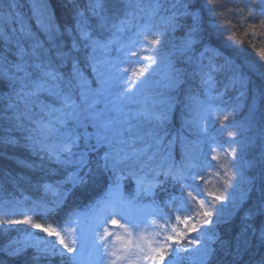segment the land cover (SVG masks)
<instances>
[{
    "label": "snow or ice",
    "instance_id": "obj_1",
    "mask_svg": "<svg viewBox=\"0 0 264 264\" xmlns=\"http://www.w3.org/2000/svg\"><path fill=\"white\" fill-rule=\"evenodd\" d=\"M72 7V23L66 27L53 28L50 21L46 24L37 16L38 24L49 36L48 47L38 41L22 43V40L31 39V33L21 26L18 29L21 39L15 41V55L11 59L7 52L0 56V123L6 125L0 132V148L25 147L38 158L17 161V166L22 169L44 171L45 161L55 163L63 169L54 185L44 180L39 182L45 192L53 191L56 196L47 212H55L56 205L68 195V185L72 190L86 188L93 181L94 173L106 174V181L110 182L102 205L108 210L110 219L101 220L93 229L99 242L96 247L105 249L100 254L99 264H105L106 255H115L114 252L107 251V238L113 236V233L105 225L110 223L131 235L130 229H139L142 221L138 216H130L126 209L140 195H147L153 187L162 185L157 179L160 175H163L165 181H174V194L165 202L164 207L173 204L176 213H191V201H194L199 205L200 211L195 217L190 214L176 215L175 219L182 224V230L172 229L171 234L165 236L163 241L157 242V247L149 244L148 251L139 247L138 252H132L134 259H129V264H137L139 260L167 264V259L178 253L177 245L197 231L201 233V238L192 239L190 243L196 246L194 251L200 253L199 264H207L216 252L209 242H223L214 235L205 237L203 226L198 229L196 224L198 217L204 218L206 225L214 223L209 219L213 217V212L207 209L204 199H198L204 195L198 181L203 179L202 169L205 166L200 159L199 142L190 143L186 147V162L179 169L166 166V157L163 155L165 137L161 133L167 113L157 111L154 104L149 106L145 89L151 75L150 65L133 70L122 68L121 65L129 63L128 56L137 57L134 63H142L139 53L134 50L141 44L156 46L152 49L154 55L143 57L144 60L151 61V64H156L160 51L168 43L169 33L182 37L178 44L173 45L170 55L185 56L206 47L214 41L215 33L223 35L219 23H216L214 29L206 27V16L219 21L246 13L245 19H259V25L252 24L251 27L259 28L261 35H264V0H180L172 3L170 9L165 7L162 0H154L147 8L142 0H127L126 3L122 0H87L83 6L74 2ZM16 8L14 0L6 6L5 24L14 20ZM33 8H39L40 15H46L48 5L34 3ZM137 11L146 12L147 22L139 25L133 23L137 18ZM161 12L168 14L161 15ZM156 16L160 17L162 28L161 24L153 22ZM132 29H135L133 38L117 49L122 56L112 58L110 53L112 45L116 43V34ZM15 31V28L0 31V41L5 45L10 44L12 32ZM105 32L110 33L111 37L106 38L103 35ZM66 36L67 40L64 39ZM228 43L237 53L241 51L231 41ZM252 47L255 48V45ZM243 51L253 60L247 71H252L254 64L264 68V48L259 49V58L246 48ZM82 53L83 62L96 74L97 79L93 82L97 85L95 88L90 87L84 78ZM100 54L104 56L103 59ZM224 68H228L231 73L233 87L244 80L245 72L231 61L226 60L221 66V69ZM217 70L212 65L206 66V69L202 66V81L211 85L212 73ZM129 71L131 77L136 78L135 81L129 79ZM44 95L51 97L52 102L42 103L41 96ZM222 96L223 93H219L216 99ZM234 112L235 107L225 114L224 109L208 104L201 109L194 124L200 128V123H203L200 131L207 133V123L214 113L216 119L229 121ZM227 127V124L221 125L222 130ZM228 136L234 141L236 132L230 131ZM229 155L235 157L236 149L231 148ZM157 156H160L159 163H155ZM145 169L154 173L151 181H146ZM23 178L25 177L0 172V187L6 188L8 183ZM27 179L31 180L33 176L29 173ZM125 179L136 184L131 197L122 191V181ZM213 198L218 201L222 199L221 196ZM246 199H250L248 193L241 189L238 198L232 201L233 210L240 211V205ZM10 214L11 210L5 212L4 216ZM220 215L221 210L218 208L216 218L219 219ZM4 216H0V225H31L32 229L55 238L44 240L28 231L5 245L4 251L7 254L16 256L27 249H34V264L57 255L63 259L66 254L68 261L73 260L71 254L76 252V240H72L71 244L66 242L60 231L51 225L45 227L34 223L29 216H25L23 220L5 219ZM117 216H121L125 222L121 223ZM243 220L244 241L234 255L238 256L240 249L247 253V233H251L253 240L261 248V255L255 264H264V189L255 204L245 206ZM257 220H260L259 224L256 223ZM57 243L61 247L58 248ZM111 264H116V261H111ZM231 264H238V261L234 258Z\"/></svg>",
    "mask_w": 264,
    "mask_h": 264
},
{
    "label": "trees",
    "instance_id": "obj_2",
    "mask_svg": "<svg viewBox=\"0 0 264 264\" xmlns=\"http://www.w3.org/2000/svg\"><path fill=\"white\" fill-rule=\"evenodd\" d=\"M11 2L13 0H0V31L6 28L8 30L17 29L12 32L10 44L5 45L0 41V56L7 52L10 59L15 55V41L21 39V34L18 31L21 26L31 33V39L22 40V43L38 41L48 47L49 36L41 29L37 22V16L39 15L46 24L50 21L53 28L66 27L72 23L73 3L78 2L83 6L87 0H14L17 5L15 18L5 24L4 12L6 6ZM122 2L126 3L127 0H122ZM162 2L165 3L166 8L170 9L172 3H178L180 0H162ZM34 3L38 5L46 3L48 5L47 14L40 15L39 8L34 10ZM152 3L154 0H142L145 8ZM167 14L161 12V15ZM245 16L246 13L244 15L237 14L235 17L229 16L219 21H214L212 17L206 16V27L214 29L216 23H219L223 35L220 32L215 33L214 41L211 44L201 47L198 51L194 50L188 55H170L173 45L178 44L182 37L176 33H169L168 43L160 51L156 64H151V61L143 59V57L154 55L152 49L156 46L141 44L134 50L139 53L142 63H134L137 57L128 56L129 63L121 65L122 68L127 67L130 70L150 65L151 75L145 89L149 106L154 104L157 111L162 110L167 113V120L161 133L165 137L163 155L166 157V166L171 165L179 169L186 162V147L190 143L199 142L200 159L205 165L202 169L203 179L198 181L201 191L205 196L211 194L222 197L219 201L213 200L215 208L213 217L210 219L214 223L211 225L210 233L223 243L216 240L209 242L216 252L207 264H231L234 258L238 264H255L261 255L260 245L253 240L251 233H247V253L240 249V254L234 255L243 244L245 237L243 220L245 206L255 204L264 189V95H262L264 92V68H261L259 64H254L253 70L247 71L248 66L253 64V60L243 51L246 48L253 56L259 58V49L264 48V35H261L259 28L251 27L252 24L259 25V19H245ZM147 19L146 12L137 11V18L133 23L139 25L147 22ZM116 22L118 23L119 20L117 19ZM153 22L161 24L160 17H154ZM134 31L135 29H132L116 34V43L112 45L110 53L112 58L118 55L122 56V53L117 49L121 45L129 43L133 38ZM103 35L106 38L111 37L108 32ZM64 39L67 40L68 37L66 36ZM228 41H231L241 51L239 53L234 51ZM252 45H255V48ZM100 58L103 59L104 56L100 54ZM226 60L231 61L237 68H241L245 72L244 80L236 83L235 87H233L229 69H221ZM83 61L82 53L81 67L84 78L90 87L95 88L97 85L93 82L97 79L96 74ZM208 65L218 69L212 73L213 83L211 85H206L201 78L202 66H205L206 69ZM127 75L130 80L135 81L136 78L131 77V71ZM219 93H223V96L216 99ZM41 102L51 103L52 98L46 95L41 96ZM208 104L224 109L225 114L231 112L235 107V112L229 117V121L216 119L214 113L207 123L208 131L204 133L200 131V128L204 126L203 123H200V128H198L194 122L197 121L201 109ZM222 124H227L228 127L222 130ZM5 126L0 123V132ZM230 131L236 132L234 141L228 136ZM11 134L16 135V133ZM231 148L236 149L235 157L229 155ZM211 154L216 158L213 159ZM25 159L31 161L38 158L25 147L0 148V172H7L15 177H25L8 183L6 188L0 187V216H4V213L9 210H11V214L4 216L5 219L23 220L25 216H29L34 223H40L45 227L51 225L65 238L70 234V230L82 234L88 225L94 224L97 217L102 215L103 210L100 204L106 197L110 182L106 181V174L94 173L93 181L86 188L72 190L68 185V195L56 205L55 212H47V209L52 207L51 201L55 200L56 196L53 191L45 192L39 182L44 180L54 185L55 180L61 177L63 169H60L59 165L55 163L45 161L44 171L32 172V170L17 166V161ZM159 162L160 156H157L155 163ZM94 164L95 161H93V167ZM29 173L33 176L31 180L27 179ZM145 173L147 180L154 175L148 169H145ZM157 179L162 182V185L153 187L147 195H140L134 201L133 207L139 208V214L143 213L141 209L144 207H155L157 212L162 213L170 221V225H174L175 216L182 215V213L174 211L175 205L169 204L168 207H164V204L174 194L175 182L170 179L165 181L163 175ZM226 181L227 183H225ZM135 189L134 181L130 179L122 181V191L126 196L131 197ZM241 189L247 191L250 199H246L240 205V211H234L232 201L238 198ZM218 208L221 210L219 219L216 218ZM256 223L259 224L260 220H257ZM28 231L44 240L55 239L32 229L31 225H0V264H34L32 259L34 249H27L24 253L16 256L9 255L4 251V247L9 241L25 235ZM187 244L189 243L185 240L177 245L178 253L169 260L174 259L178 264H199V259H192V254L185 251ZM226 245H230V247ZM57 247H60L58 243ZM71 255L73 256L72 261H68L66 254L63 259L57 255L42 260L40 264H78L77 256L74 253Z\"/></svg>",
    "mask_w": 264,
    "mask_h": 264
},
{
    "label": "rangeland",
    "instance_id": "obj_3",
    "mask_svg": "<svg viewBox=\"0 0 264 264\" xmlns=\"http://www.w3.org/2000/svg\"><path fill=\"white\" fill-rule=\"evenodd\" d=\"M211 155L213 156V154ZM151 179L152 177L148 180L146 178V181H151ZM193 195H195V193H193ZM214 196L216 195H203L202 197H198V199H204L207 209L214 212ZM189 200L191 201V198H189ZM191 202L193 204V211L191 213H182V215L190 214L195 217L197 212L200 211L199 205L194 201ZM101 206L103 208V215L98 217L94 224L88 225L84 229L82 234H77L75 231L70 230V234L65 236L64 238L65 241L70 244L72 240L77 241V244L75 245L76 252L74 254L77 256L79 264H99L100 254L101 252H105L104 248L96 247V244H98L99 242L98 240H96L93 232V229H95L96 225L101 220L110 219L108 210L103 207L102 203ZM144 209L145 208L141 209L144 212L141 216L137 214L139 208L135 210L133 206H129L126 209L127 213L130 216H138L140 218V221H142L140 223L139 229H130L131 235H128V232H126L124 229L113 227L110 223L105 225V227L113 233V236L107 238V251L115 253L114 256L106 255L105 264H111V261L113 260L116 261V264H129V259H134L131 256L132 252H138L139 247H144L145 251H148L149 244L152 247H157V242L163 241L165 236L171 234L172 229H177L179 231L180 227H182V225L180 226L178 221H176L173 226H170V222L166 220L162 213L157 212V209L155 207H147L146 210ZM161 217H163V219H161ZM116 218L120 220L121 223L125 222L121 216H117ZM196 224L198 229L203 226L205 237L211 236L212 233H210L209 230V228H211V225H206L204 222V218L198 217L196 219ZM100 231H103V229H100ZM199 238H201V233L199 231L188 236L187 242L189 244H187V246L185 245V250H193L188 251L189 254H192V259H199L200 253L194 251L196 246L191 244L190 241L192 239ZM202 251L203 248L201 247L200 252ZM172 263L176 264L174 262ZM137 264H153V262L151 260H139L137 261ZM167 264H170L168 259Z\"/></svg>",
    "mask_w": 264,
    "mask_h": 264
}]
</instances>
